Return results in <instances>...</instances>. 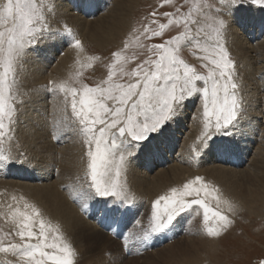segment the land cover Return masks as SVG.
Segmentation results:
<instances>
[{
    "label": "snow or ice",
    "instance_id": "snow-or-ice-1",
    "mask_svg": "<svg viewBox=\"0 0 264 264\" xmlns=\"http://www.w3.org/2000/svg\"><path fill=\"white\" fill-rule=\"evenodd\" d=\"M245 2L264 8V0H183L174 12L153 11L147 22L133 27L123 46L111 52L106 76L89 85L82 79L79 69H90L99 56H88L74 76L79 85L68 81H49L47 91L63 97L65 128L81 137L85 162L84 187L90 190L89 199L99 202L102 210L119 219L131 211L135 196L130 194L126 175L130 161L146 149L150 152L154 141L167 138L169 125L181 117L189 102L200 101V133L193 146V154L201 155L217 137H233L240 126L243 97L236 61L221 42L227 22L222 13L234 12ZM165 4L172 0H164ZM187 6V12L182 8ZM56 0H0V166L16 162L11 151L3 150L5 142L11 144L20 123L24 97L29 91H18V69L28 53L49 39L62 38L71 29L52 28ZM160 17L167 20L161 22ZM173 26L179 31L164 39ZM160 38V43H144ZM72 46L84 51L81 40ZM191 44L201 71L181 56V48ZM145 49L146 55L136 50ZM135 63V67H129ZM70 108V113L68 109ZM58 139V137H55ZM218 150L231 151L228 141H221ZM220 189L203 176H195L180 186L170 187L150 202L147 227L135 221L148 241L151 237L171 231L191 212L202 210L203 232L219 238L234 223L219 205L225 203L229 211L234 206L219 199ZM7 212L0 213L12 223V228L0 238V264H77L79 253L68 240L62 225L53 222L43 210L24 195L11 198ZM211 200H216L212 207ZM190 222V221H189ZM117 235H119L117 233ZM18 238V240H17ZM125 245L127 240L125 237ZM264 264V260L260 261Z\"/></svg>",
    "mask_w": 264,
    "mask_h": 264
},
{
    "label": "rangeland",
    "instance_id": "rangeland-1",
    "mask_svg": "<svg viewBox=\"0 0 264 264\" xmlns=\"http://www.w3.org/2000/svg\"><path fill=\"white\" fill-rule=\"evenodd\" d=\"M86 2H89L93 6V12L92 13L90 12L87 15L84 14L83 8H82L83 4L81 6H78L77 9H75V10L77 12H79V15L82 14L83 19H85L86 21H89L90 19L92 21L95 18H97V15H100L101 13H103L104 15L107 14L108 11L111 10V7L116 2V0H105L106 5L103 8V11L99 9L100 12H98L97 9L94 11V5L95 4H94L93 0H86ZM68 3L69 4L71 3L70 4L71 7L73 6L71 0L68 1ZM126 4H127L126 9H125L126 15H125V18L123 19L125 24H122L121 27H119V30H117V32L114 33V35L107 37L108 40H107L106 44H104L102 46L97 45L96 43L91 42L88 39H84L82 37L79 40H81V42H82L84 51L80 52L77 49L78 53L73 54V57H74L73 60L74 61L69 59L66 62V64L67 63L70 64L69 67H67L66 65H62L63 71L60 72L58 70L54 71L53 65L50 66L49 68L44 66L45 70H44L42 75H45V77H48L50 79L49 81H56L57 83H59L60 81L66 80L69 83L73 84L74 86L78 87L79 85L76 83V81L70 79V75L74 76L75 72L79 68V65L77 64V60H80L81 63H87L88 62L87 61L88 56H99L100 57L99 60L92 61V64H93L92 68H90V69H79L80 71L83 72V76L80 79H82L84 83H87L89 85H93L94 83L98 82L99 80L103 79L106 76V74H107V67L106 66L108 63L111 62V52L115 51V50H117L123 46V42H124L125 38L131 32V29L133 27H140V25L142 23L147 22L145 20V18L148 17L149 14L152 13L153 11H156L157 13L174 12L176 6H180L183 4V0H172V3H170V4H165L164 0H127ZM243 5L244 6H253L255 8H260V10H264V8H261L258 5H252V4H249L247 2H245ZM104 9H105V12H104ZM182 11L187 12V6H184L182 8ZM225 12H226V10H225ZM225 12L222 13V17L226 22H228L227 21V15ZM160 20L163 23L167 22V20L163 17H160ZM242 27H243V25L239 23L238 28L240 29ZM68 28L71 29V34H75L73 27L69 26ZM178 31H179V29L177 27L173 26L171 31H167L165 33L164 39H167L170 36L175 35ZM68 35H70V34L68 33ZM262 35L264 36V27H263L262 31H260L259 38H261ZM69 37H71V35ZM48 41H51V39H49ZM160 42H162V40L160 38H153L151 40L144 41V43H146V44H148V43H160ZM221 42L225 44V46L230 51L232 58L235 60L236 57L234 56V54L232 53V51L230 49V46L228 45L229 42H228V37H227V24H226L225 29L223 30ZM45 43L46 42H42L36 49H34L28 53V55H27V57L23 63V66L18 69V77L17 78H18L19 82H21L20 79H22V78H24V76H26L27 73L25 70H27L26 69L27 66L33 65L35 67V65L31 61L35 56L37 57L38 54L40 55V54L44 53L42 46ZM69 45H72V43H70V41H69ZM59 48L57 50H54L55 52L53 51L52 55H50L49 57H51V56L53 57L56 55L61 56L63 51H60L58 53ZM131 50H136V51L141 52L142 53L141 58H143V55L147 54L145 49H135L134 45L130 49V51ZM193 51L194 50H193L191 44H185L181 48V56L190 64H193L194 66H196L201 71H204V69L201 68L200 61L197 58L199 55H202V53L197 52L196 55H193ZM65 52H64V54H65ZM60 56L57 57L56 59L51 57V59H52V61L54 59L56 61L57 60L60 61L63 58V57L60 58ZM55 60H54V63L56 62ZM129 67H135V63L130 64ZM45 72H47V73H45ZM237 72H238V68H237ZM241 81H242V76L239 73L237 75L236 82L240 85V87L242 85ZM41 83L47 84L45 82H41ZM41 83H38V84H41ZM17 90L20 92L27 91V90L22 91L20 89H17ZM240 91H241V89H240ZM240 93L243 96L242 92H240ZM54 96L59 98L60 104H62L61 107L64 108V105L62 103V101H63L62 95L58 94V96H57V94H55ZM56 97H52V98L45 97V98H46V100L47 99L48 100H50V99L56 100ZM24 99L27 102L29 101V100H27L28 99L27 97H24ZM26 103L22 106L23 109L26 108L25 107ZM199 108H200V101L199 100H197L195 103L189 102L187 107L184 109V112L182 113L179 120L172 123V124H175V128L173 129L174 133L178 134L180 136V138H175L174 141L177 144L171 149V151L168 154V155H170V158L168 160L174 159L175 157H178L180 154V151H178V149H179V147H181V145L183 144L182 142L184 140V142L185 141L188 142V144L190 146L187 149V150H190V151H188L189 158L187 156V157H185V160L187 161V158H188V162L190 159H191L190 160L191 162L196 161L195 162L196 165L192 168L193 165L191 162H189L190 165H186V166H188L187 168L191 169V170H186L184 172V174H182L181 176L177 175L175 178H173V180L171 179L170 182L167 181L166 183H164V185H163V183H161L162 186L160 184H158L154 187H151V185L148 184V182L150 180H153V176L156 175L155 173H157L161 167L162 168L160 169V171L166 170L167 168L170 167L171 163L164 160L161 163L162 165L164 164V166L154 165L152 168L147 170V168L141 162L145 158L144 155H146V154L143 152L138 154L135 158H133L130 161V164H129L130 167L128 166L129 168L126 172V175L128 177L126 175L121 177L122 182L126 180L127 187L129 188L130 194L135 196V203L131 207V211L124 213L122 216H120V218L118 220L113 218L112 213H108L106 211H103L102 205L99 202L91 200L88 198L90 195V190L88 188L84 187L83 189H81V185L84 183L85 162L80 159L81 154H82L81 137L76 132L72 131V126H69V130L67 128V131H66L67 134L64 135V139H63L62 143L60 144V146L62 148H59L55 144L53 136H51L47 139V141L50 142V140H51L52 142H50V146L48 148H41V151L49 152V155H50L49 158L53 159L54 161L52 160L53 161L52 162L49 158H47L46 163H44V165H46V166H44L42 163H41V165L43 166L44 169H46L48 167L47 169L49 170V176L45 177V178H48L50 182H53V184L57 183V180H55V179H57L58 173L60 172V167H59L60 164L58 163V160H55V159H57L55 157H58V156L61 157V154H59L58 152H60V150H62L64 152L66 147L71 146L72 148H74L73 150L74 151L76 150V153H78L77 161L74 163L75 165L73 164L72 169L68 168L66 170V178H65V180H63L64 183H61V187H60V189L62 190V191L60 190L61 194L66 193V194H64V196L66 195L67 199L69 198L67 201H68L69 205L71 206L72 210L74 212L76 210L75 213H76V215L78 214L77 218H80L82 223L88 224L87 226H90L91 229L95 227L92 230L88 229V227H79V229L76 228L77 230L75 229V232H73V233L70 231L72 233V235H70V236L68 235V237H67L68 240L77 249V251H79L78 252L79 256L77 258V264H94V263L95 264H146V263L147 264L148 263L149 264L150 263L159 264L161 260H164V262L161 261L160 264H162V263L163 264H260V261L264 260V195L262 196V198H260V201L256 202V204H254V207H253L254 209H252V211H251L250 208L247 206V203H246V201L248 200L247 198L245 201L243 196H241L240 194H238L237 192H235L233 190H230L227 185H225L224 183L221 182V180H219V182H218L215 180V177L213 178V176L206 175L203 172V171H205L204 169H206V171H208L209 167H212V165L214 167H217L219 164H220L219 166L222 165L225 168L229 166L230 169L232 167V168H235L237 170H240V169H243L245 167V163L247 160L246 159L241 160L240 162H242V163L236 164L232 160L228 159L229 152L227 153L228 155L226 154V157L224 160L225 154L223 155V153H221L218 150V145L223 140L228 141V142L231 141L232 137L227 138V140L225 137H217L216 140L214 142H212V144L209 148H207V149L202 148L201 149V152H202L201 155L197 156L198 159L195 160V158H197V157L196 156H194L195 158L193 157L194 154L191 150H192L193 146L197 143L196 137L199 135L200 128H201L200 116L198 114ZM68 111L70 113V108L68 109ZM61 118H63V117H61ZM19 120H20V117H19ZM20 124H23V123L22 122L19 123V125L15 131V139L11 142V144L5 142V144L2 147H3V150L5 153H7L9 150L11 152H14V153L21 151L20 152L21 154L19 152L17 154V160L15 159L16 162L11 163L7 167L11 168L9 170L13 169L12 172L15 171L18 173L19 172L23 173L22 170H19L20 169L19 168L20 163L23 162V160H22L23 158H21L20 156L26 155V154L21 148L22 147L21 146L22 141L21 142L16 141V137L18 136V129L20 126H22ZM193 125L195 126L194 132H192V130H191V129H193V128H191V127H193ZM180 130H181V132H180ZM68 133H69V136H68ZM168 134H169V132H168ZM187 136H189L190 138ZM67 137H69L70 139ZM72 137L74 138V140ZM187 139H188V141H187ZM17 162H19V165ZM210 162L213 164H211ZM14 164H17V165H14ZM183 166H185V164ZM200 169H201V173H200ZM42 171H43L42 173L45 172V170H42ZM188 171H190V172H188ZM25 172H27V171H25ZM136 172H137V174H135ZM185 173H187V174H185ZM40 174L41 173L38 172V175H40ZM55 174H56V176H55ZM38 175L36 176V178L29 176L28 173L9 177V178L8 177L4 178V176L0 175V213H6L7 212V205L8 204H14V201L11 198L13 196H15L16 194H21L20 193L21 191L15 189V188H18L22 183H28L29 182V184L32 185V183H33V185H34V184H39V183L42 184V183L48 182L46 180H43L44 174L41 176H38ZM197 175L203 176L206 178V180H209V181H212L213 183H215L220 189L219 199L221 201L228 200L234 206V210L229 211L227 204L221 203L219 205L220 209L223 210L224 214L228 215L229 218L234 221V223L225 232V234H223L219 238H211V237H208L207 235H205L203 232L202 210H200L199 215H197V213L195 211L191 212L190 214H188L187 218L182 223H177L171 231H169L165 234H159V235L153 236L148 241L138 239V237H141L143 235V232H142L141 227H138L136 225L135 221L137 219H140L142 221L143 226L147 227V216L145 214H150V202H151V200L155 199V197L157 195H160V194H163L164 192H166L170 187L180 186L186 180L192 179ZM132 176L133 177L136 176V178L135 177L132 178ZM64 177H65V174L63 175V178ZM144 177L147 179L149 178L147 183L144 182L145 187H147L149 191L146 188H144V189H146L145 191H139L141 189H137V187H136V186H138V184L137 183H135V185L132 184L133 181H135V180H137V181H139V180L141 181L142 179L144 180ZM39 179L41 181H39ZM66 179H69V180H66ZM132 179H133V181H132ZM11 181H12V183H11ZM75 182H77V183H75ZM3 183H7V186L5 187ZM13 183L15 186L13 185ZM147 184H148V186H147ZM221 184L223 186H221ZM11 185L13 186V188L11 187ZM22 185H24V184H22ZM9 186L11 187V190H13L11 193L16 192V193H14V195H8V194H11L10 193L11 190L10 191L8 190ZM134 187H136V190L134 189ZM73 188H74V190H73ZM68 192H69V194H67ZM233 192H234V194H233ZM24 195L27 199L31 200L32 202H35L40 208L45 206L43 203L36 201L33 198H30V196L27 193L24 192ZM17 198H19V197H17ZM238 198H241V200H239ZM250 202H251V200H250ZM71 204H73V205H71ZM210 204L212 207H216V200H211ZM251 206H253V205H251ZM45 211H46L45 214L48 216L49 215L48 209L46 208ZM11 228H12L11 221L7 220L4 215H0V238H2V235L4 232L9 231ZM76 231H78V232H76ZM93 232L95 234H93ZM117 233L119 235H117ZM89 234H90V236H89ZM74 235L75 236L77 235V237H75ZM192 236H194V237H192ZM202 236H203V238H202ZM125 237L127 240L126 245L124 242ZM96 239H97V241H96ZM182 239H184L186 242ZM200 239L204 240L202 242L204 245L200 242V241H202ZM17 240H18V238H17ZM205 240H206V242H205ZM179 241H180V243H179ZM190 241L193 243H191ZM181 243H182V245H181ZM183 243H184V245H183ZM186 243H188V244L186 245ZM193 244H197L196 247ZM91 245L93 247H91ZM173 245H175V246H173ZM190 245H192V246H190ZM180 246H181V248H180ZM185 246L188 248H186ZM189 246H190V248H189ZM80 248L83 250H81ZM87 249H89V250H87ZM183 250H184V252H183ZM85 251H87V252L85 253ZM157 252L159 253V255ZM176 252H178V253H176ZM81 253L83 254V257H81L82 256ZM162 255H164V256H162ZM168 255H170L171 257ZM92 258H93V261H92ZM0 259H3L2 254H0ZM89 259H90V262H88ZM168 259H170V260H168ZM149 260H151V261H149Z\"/></svg>",
    "mask_w": 264,
    "mask_h": 264
},
{
    "label": "bare ground",
    "instance_id": "bare-ground-1",
    "mask_svg": "<svg viewBox=\"0 0 264 264\" xmlns=\"http://www.w3.org/2000/svg\"><path fill=\"white\" fill-rule=\"evenodd\" d=\"M68 1L70 0H56L55 15L52 17V28L54 30L59 29L63 31L64 26H67V28L70 26V27H73L74 33L76 35L70 33L71 37H69L70 35H68V33H64L62 38L57 37L54 40L51 39V41H48V42L46 41V43L42 46L44 53L40 55L38 54L39 56L38 55L37 57L35 56L31 61L35 65V67L33 65L27 66L26 68L27 70H25L27 73L26 76H24V78L22 79L19 78L21 81L19 83L20 85H22V87H18V89L22 91L27 90L31 93L30 97H27L28 98L27 100L29 101L26 103V106H25L26 108L23 109V111L20 114V123L22 122L23 124H20L22 126L19 127L18 136L16 137L17 142L22 141L21 148L26 154V155L20 156L21 158H23L22 159L23 162L20 163L19 170H22L23 173L22 172L18 173L15 171L12 172L13 169L9 170L11 168L7 166H0V175L4 176V178L5 177L9 178V177H13V176L21 175V174H27V173L29 174V176L36 178V176L38 175V172L41 173L38 176H41L44 174L43 180L48 181L47 183H42V184L39 183V184H34V185L33 183L32 185L29 184V182L22 183L24 185L21 184L19 187L17 186L18 188H15L17 190H20L21 194H16L15 196L19 197L20 195H24V192H25L30 196V198H33L36 201L43 203L45 205L41 208L43 212L45 213L46 208L48 209L49 211L48 217L52 219L53 222L58 221L62 225V230L65 232L67 237L68 235L69 236L72 235V233L75 232L76 228L79 229V227H88V229H91V227L87 226L88 224L86 223H82L80 218H77L78 214L76 215L75 213L76 210L74 212L67 201L69 198L67 199L66 195L64 196V194L66 193L61 194L62 190L60 189L61 183H64L63 180H65L66 178V170L68 168L72 169L73 164L77 161L78 153H76V150L74 151L73 150L74 148H72L71 146H68L66 147L64 152L62 150L58 152L59 154H61V157L59 156H58L59 158L55 157L57 158L55 160H58V163L60 164L59 166L60 172L58 173L57 179H55L57 180V183L54 181L56 184H53V182H50L48 178H45L49 176V170L47 169L48 167L44 169L43 166L41 165V163L44 165V163H46V159L50 157L49 152L41 151V148H48L50 146V142L52 141L50 140L49 142L47 141V139L53 136L55 144L59 148H62L60 144L62 143L64 139V135L67 134L66 133L67 128L69 130V126H71L69 125L67 128H65L63 118H61L64 115V108L61 107L62 104H60L59 98L54 96L57 93H50L49 91H47V86H48V82L50 79L48 77H45V75H42L45 70L44 66L49 68L50 66L53 65L54 71L58 70L60 72L63 71L62 65H66L67 67H69L70 64L69 63L66 64L67 60L69 59L73 60L74 59L73 54L78 53L76 48H74L72 45H69V41L71 43L74 39H81L83 37L84 39H88L89 41L94 42L97 45L102 46L106 44L108 40L107 37L114 35V33H116L117 30H119V27H121L122 24H125L123 19L125 18V15H126L125 9L127 6L126 4L127 0H120V1L116 0L114 4L112 3L113 5L111 7V10L108 11L107 14L104 15L103 13L101 14L99 13L100 15H97V18H95L94 20L91 21L90 19L89 21H86L85 19H83V15L81 13H80L81 15H79V12H77L75 9H77L78 6H81L83 4L82 5L83 13L87 15L88 13L93 12V6L89 2H86V0H71L72 5H73L71 7L70 5L71 3L69 4ZM93 2L95 4L94 11L96 9L98 12H100V10L103 11V8L106 5L105 0H93ZM105 9H104V12H105ZM225 13L227 15V21H228L227 22V37H228V42H229L228 45L230 46L232 53L236 57L235 60H236L238 72L242 76V81H241L242 85L240 87L241 89L240 92H242L243 94L242 97L244 101L243 102L244 110L241 114L242 117L240 120V126L237 129V134L232 137V140L230 139L231 141L228 142L230 145L231 151L229 152V155L228 154L227 155L229 156L228 159L232 160L236 164L242 163L240 162L241 160L246 159L247 161L245 163V167L240 170H237L232 167L230 169L229 166L225 168L222 165L219 166L220 165L219 164L217 167H214L212 165V167H209L208 171L204 169L205 171L203 172L206 175L213 176V178L215 177V180L218 182L219 180H221V182L227 185L230 190H233L237 192L238 194H240L241 196H243L245 201L247 198L248 199L246 201L247 206L252 211V209H254L253 208L254 204L260 201V198H262V196L264 195V36L262 35L261 38H259L260 31H262L264 27V10H260V8H255L253 6H244V5L242 6L241 5V7L236 9L234 12L229 13L226 10ZM239 23L243 25V27L240 29L238 28ZM58 48H59L58 53L60 51H63L61 56L56 55V56H53V57L51 56V57L56 59L57 57L60 56V58L61 57L63 58L60 61L58 60L56 61L54 59L56 61L54 63V60L52 61L51 57L49 56L52 55V52L54 50H57ZM41 82H45L47 84H43ZM38 83H41V84H38ZM45 97H48V98L56 97V100L54 98H53L54 100L52 99L46 100ZM194 125L193 127H191L193 128L191 129L192 132H194V128L196 126ZM174 128H175V124L169 125V131H168L169 134H167V138L163 142L154 141L153 142L154 146L151 148V151L149 152L146 149L143 152L146 155H144L145 158L141 162L147 168V170L152 168L154 165L164 166V164L163 165L161 164L164 160L168 161L171 164H170V167L168 166L169 168H167L166 170L160 171V169L162 168L161 167L158 170V172L155 173L156 175L153 176V180H150L149 182H148L149 178L147 179L145 177H144V180L142 179L141 181L140 180L133 181L132 179L133 181L132 184L135 185V183H137L138 184V186H136L137 189H141L139 191H145L146 189L148 190V188L145 187L144 182L145 183L148 182V184H150L151 187H154L158 184L161 185V183H163L164 185V183H166L167 181L170 182V180L171 179L173 180V178H175L177 175L181 176L182 174H184L186 170H191L187 168L188 166H186V165H190L189 162H191L190 161L191 159L188 162V158H189L188 151L190 150H187L188 147L190 146L188 142L186 141L184 142V140L182 142L183 144L178 149V151H180L179 156L175 157L174 159L168 160L170 158V155H168L169 152L177 144L174 141L175 138H180L178 134L174 133V130H173ZM68 136H69V133H68ZM55 137H58V139ZM18 152L17 153L11 152L13 157L16 160H17ZM187 156L188 158L186 161L185 157ZM194 156L195 155H193V157ZM225 157H226V154L224 155V160H225ZM49 159L51 161L53 160L51 158ZM196 159H198V157L195 158V160ZM195 162L196 161L191 162L193 165L192 168L196 165ZM17 163L19 165V162ZM184 164L186 167L183 166ZM14 165H17V164H14ZM42 170H45V172L42 173L43 172ZM200 173H201V169H200ZM64 174H65V177L63 178ZM135 174H137V172ZM134 177L136 178V176ZM134 177L132 176V178ZM69 179H66V180H69ZM39 181L41 180L39 179ZM3 184L5 187L7 186V183H3ZM221 186L223 185L221 184ZM11 187L13 188L12 185ZM11 187L9 186V189L8 188L7 189L10 191ZM136 187H134L135 190H136ZM12 191L13 190H11L10 193ZM14 193L16 192H13L8 195H14ZM67 194H69V192ZM238 199L241 200V198H238ZM93 234L95 233L93 232ZM75 237H77V235ZM203 241L204 240L200 242L202 243ZM187 244L188 243H186V245ZM193 245L196 247L197 244H193ZM91 247L93 246L91 245ZM86 252L87 251H85V253ZM81 257H83V254ZM90 259L88 262H90ZM92 261H93V258H92ZM161 261L164 262V260H161Z\"/></svg>",
    "mask_w": 264,
    "mask_h": 264
}]
</instances>
